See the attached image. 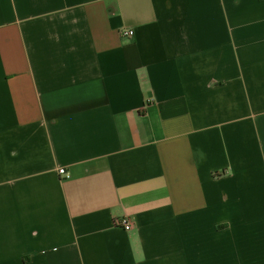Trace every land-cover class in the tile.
Masks as SVG:
<instances>
[{
  "label": "crops",
  "instance_id": "obj_1",
  "mask_svg": "<svg viewBox=\"0 0 264 264\" xmlns=\"http://www.w3.org/2000/svg\"><path fill=\"white\" fill-rule=\"evenodd\" d=\"M0 264H264V0H0Z\"/></svg>",
  "mask_w": 264,
  "mask_h": 264
},
{
  "label": "built area",
  "instance_id": "obj_2",
  "mask_svg": "<svg viewBox=\"0 0 264 264\" xmlns=\"http://www.w3.org/2000/svg\"><path fill=\"white\" fill-rule=\"evenodd\" d=\"M122 34L124 36H131L133 33H132V31H124V32H122ZM58 172L61 176L65 177V178L69 177L68 173L63 168L59 169ZM116 226L122 228L124 231H130L132 228L131 222L127 218H121V219L117 220Z\"/></svg>",
  "mask_w": 264,
  "mask_h": 264
}]
</instances>
